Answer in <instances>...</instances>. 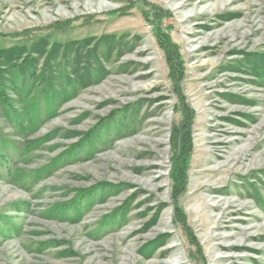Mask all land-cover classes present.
Instances as JSON below:
<instances>
[{
    "label": "rangeland",
    "instance_id": "1",
    "mask_svg": "<svg viewBox=\"0 0 264 264\" xmlns=\"http://www.w3.org/2000/svg\"><path fill=\"white\" fill-rule=\"evenodd\" d=\"M39 39L96 55L0 86V264H264V0H0Z\"/></svg>",
    "mask_w": 264,
    "mask_h": 264
},
{
    "label": "trees",
    "instance_id": "2",
    "mask_svg": "<svg viewBox=\"0 0 264 264\" xmlns=\"http://www.w3.org/2000/svg\"><path fill=\"white\" fill-rule=\"evenodd\" d=\"M86 45H89L88 39H84L82 41H71L63 48L59 43H54L49 46L46 39H39L38 41L34 42L29 48H27L25 45H15L13 47L1 48L0 86L3 85V89L1 91H6V88L8 86L6 85L7 82L9 83V86H14L16 84L18 86L19 84V88L25 87V79L32 84V88L37 87L40 90L42 88H46L47 85H51L52 87L55 78L62 75L65 76V74L67 75V73L65 72L68 68H66L67 61L71 62L73 71H76L78 68H80V65H87L88 60L94 59L96 54L90 57V54L89 52H87V50L83 52L82 49ZM62 49V58L64 61L62 63H56V58L59 54L61 55ZM250 63L253 66V69L254 67L257 68L255 69V72L258 76H261V79L264 82V53L252 57V59H250ZM55 68H58L57 75H55ZM100 73H103V70ZM89 74L91 75V73ZM80 77L81 79L79 84H85L86 81L82 78L84 76L80 75ZM21 78H24V80L18 81V79L21 80ZM94 78H91L90 80H94ZM69 91L70 90L65 89V95H68L67 92ZM3 98V96H0V100H2ZM1 105L3 106V109L6 108L4 102H2ZM52 107V98L51 95H48L46 100V108L47 110L49 108H51L49 110H52ZM33 109V115L30 120L31 123H33L31 127L35 128V124L37 123L36 120L41 118L40 114H42L43 111H40L39 109L37 110L36 104L34 105Z\"/></svg>",
    "mask_w": 264,
    "mask_h": 264
}]
</instances>
